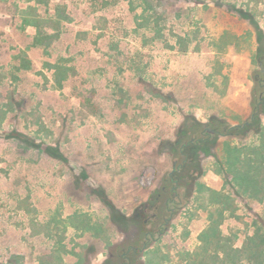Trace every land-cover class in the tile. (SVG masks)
I'll list each match as a JSON object with an SVG mask.
<instances>
[{
    "label": "rangeland",
    "instance_id": "1",
    "mask_svg": "<svg viewBox=\"0 0 264 264\" xmlns=\"http://www.w3.org/2000/svg\"><path fill=\"white\" fill-rule=\"evenodd\" d=\"M149 1L0 0V264H264V0Z\"/></svg>",
    "mask_w": 264,
    "mask_h": 264
},
{
    "label": "trees",
    "instance_id": "2",
    "mask_svg": "<svg viewBox=\"0 0 264 264\" xmlns=\"http://www.w3.org/2000/svg\"><path fill=\"white\" fill-rule=\"evenodd\" d=\"M192 2L198 3V4L199 3L203 4L202 0H193ZM144 3L146 4L147 8H149V9L153 8L151 5L152 4L151 1L144 0ZM235 12L240 19L246 20V21L250 22L251 24L254 23L252 17H250L248 15V13L243 12L241 10H236ZM253 26H254L255 31H256L257 42L259 45H261L262 41L264 40L262 32L260 31V29L258 27H256L255 24H253ZM34 43L35 44H42L43 39H41L40 37H36L34 40ZM53 68H54L55 78H56L58 87L61 88L62 82L66 81L69 78L68 69H66V67H64L62 65H58V64L54 65ZM263 107H264V98L262 99L261 102H259L257 104V109L254 112V115H252V119H255V117H256L255 114L257 113L258 110H261V108H263ZM190 118L191 117H188L187 120L190 121L191 123L195 124L196 126H200L201 129L199 131V137H191L186 144L181 145V149L179 150V153L185 159H189L191 150L194 151L195 149H197L199 144L201 142H204L205 140H207L212 132L213 133L216 132L215 128L210 127L208 125H201L198 122H196L194 119H190ZM186 124L184 126H182V130H186L189 128ZM247 126H249V125H246L242 129H245V130L249 129V127H247ZM230 130H232V129L231 128H225L224 131L229 132ZM7 138L20 143L21 145H23V147H25V149L33 150V151H36L38 153H43V154L46 153L53 160H57V161H63L64 160L63 155L60 152L59 147H55V146L54 147H49V146L46 147V146H43L42 143L35 141L31 137H27V136H24V135H21L18 133H14V132L11 133V135H9ZM175 147H176L175 143L172 144V148H175ZM185 161H183V163L180 165L181 167L184 165ZM231 175L234 176L233 174H231ZM233 178H235V176ZM98 196H99L101 202L108 208V211L111 214V220L115 224V226L127 228L128 225H130L132 223L136 224L139 221L138 218L128 220L127 218L122 216L114 208L112 203L106 199V194L102 190H98Z\"/></svg>",
    "mask_w": 264,
    "mask_h": 264
},
{
    "label": "flooded vegetation",
    "instance_id": "3",
    "mask_svg": "<svg viewBox=\"0 0 264 264\" xmlns=\"http://www.w3.org/2000/svg\"><path fill=\"white\" fill-rule=\"evenodd\" d=\"M261 73L264 75V70H261ZM180 168H181V166L177 167L176 163H174V169H173L172 173L169 175V178H168L169 181L172 183V186L170 188L171 199H173L175 197V190H176V187L179 184V180H178V178L175 179V175L180 170ZM171 199L167 201V203H166L167 205L169 204V202L172 203ZM169 211H170V213H174V208H169ZM168 220L169 219H165V221L157 228L156 232H157L158 235L163 234V230L165 229V226L168 223ZM147 222L148 221L145 220L143 222V224L146 225ZM148 235H152V233L151 234L150 233H146L145 236L147 237ZM142 251H144V249H142V248L140 249V248L132 247V246L122 250V252H120V254L117 256V259L119 261L118 264H129V260H130V258L128 256L129 253L133 252L136 255V254L141 253ZM136 260H138V259L136 258Z\"/></svg>",
    "mask_w": 264,
    "mask_h": 264
},
{
    "label": "water",
    "instance_id": "4",
    "mask_svg": "<svg viewBox=\"0 0 264 264\" xmlns=\"http://www.w3.org/2000/svg\"><path fill=\"white\" fill-rule=\"evenodd\" d=\"M246 125H248V122L244 123L243 125H237L236 127H233V128H239V129H242V128H244Z\"/></svg>",
    "mask_w": 264,
    "mask_h": 264
},
{
    "label": "crops",
    "instance_id": "5",
    "mask_svg": "<svg viewBox=\"0 0 264 264\" xmlns=\"http://www.w3.org/2000/svg\"><path fill=\"white\" fill-rule=\"evenodd\" d=\"M237 126V125H236Z\"/></svg>",
    "mask_w": 264,
    "mask_h": 264
}]
</instances>
